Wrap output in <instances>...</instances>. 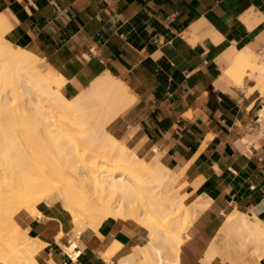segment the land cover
<instances>
[{
	"label": "crops",
	"instance_id": "1",
	"mask_svg": "<svg viewBox=\"0 0 264 264\" xmlns=\"http://www.w3.org/2000/svg\"><path fill=\"white\" fill-rule=\"evenodd\" d=\"M0 15L4 38L60 74L67 99L106 74L126 87L130 99L105 132L148 163L182 171L175 187L185 202L206 203L185 232L180 263L233 264L205 252L210 242L220 251L224 212L264 224V87L252 69L264 68V0H0ZM231 51L251 65L238 78L227 73ZM50 197L37 206L43 218L19 217L47 242L41 264H120L146 239L133 222L106 218L70 236L80 249L72 259L55 242L71 233L69 218ZM113 242L120 254L105 262Z\"/></svg>",
	"mask_w": 264,
	"mask_h": 264
},
{
	"label": "bare ground",
	"instance_id": "2",
	"mask_svg": "<svg viewBox=\"0 0 264 264\" xmlns=\"http://www.w3.org/2000/svg\"><path fill=\"white\" fill-rule=\"evenodd\" d=\"M7 29V22L0 15V159L6 161L0 163V264H41L37 256L47 242L28 236V230L21 228L15 215L24 211L32 219L41 218L37 206L52 195L59 200V208L68 215L76 235L85 227L96 230L106 218L131 220L145 230L146 242L128 248L120 264H181L179 253L185 241L181 234H185L206 203L197 200L185 203L186 195L175 187L182 171L176 173L158 161L149 166L147 159L128 153L115 137L105 132V125L117 117L130 99L126 87L106 74L67 99L61 92L65 83L61 75L49 68L41 71L35 54L4 38ZM227 60L230 62L227 73L234 78L251 67L247 57L236 51H231ZM252 69L257 75V86L264 87V68ZM89 100L100 104L101 114H97L95 121L100 134L94 133L95 129L88 124L81 125L82 121L70 120ZM26 106L30 107V113L37 114L30 121L36 120L48 139L58 140L51 139L55 163H28V169L24 163L18 165L11 160L7 138L18 122L13 119H22L28 111ZM81 141L85 148H79V154ZM80 158L83 161L72 163ZM16 165L24 166L18 168L23 180L19 175L15 178ZM225 213L219 235L238 239L243 255L250 253L258 259L264 256V224L256 216L235 208ZM63 236L60 231L55 242L65 255L74 259L80 249L70 236L64 244ZM245 240L251 244L246 245ZM207 248L206 259L220 256L214 242ZM120 249L121 245L113 242L101 256L108 262L120 254Z\"/></svg>",
	"mask_w": 264,
	"mask_h": 264
},
{
	"label": "rangeland",
	"instance_id": "3",
	"mask_svg": "<svg viewBox=\"0 0 264 264\" xmlns=\"http://www.w3.org/2000/svg\"><path fill=\"white\" fill-rule=\"evenodd\" d=\"M24 48H27V47H24ZM257 56H259L258 54H256ZM39 57V61L37 62V66L38 68L41 70V71H45L47 68H46V65L44 64V61H43V58L38 55ZM96 100V99H95ZM21 103H22V100L20 99L19 100ZM19 102V103H20ZM88 103V104H87ZM87 103H85L84 107L81 109V111H78L77 114L73 117H71V121H73L74 119L78 120V122L80 123V121H82L81 125L83 124H88L89 126H92V128H94V133H99L100 134V131L98 130L97 128V124L95 123L96 121V116L97 114H101V110H100V104L99 103H96L94 100H89ZM23 104V103H22ZM24 107L25 109H27L28 111L27 112H24V117L21 119V118H15L13 119L14 121H18L16 122V124H14L13 126V129L14 131H10V135L9 137L7 138V144H9L10 148H11V153H14L12 155L9 154L11 160L13 161V163H17L18 165L19 164H23L24 163V166L25 167H28L29 169V166L28 163H55L54 160L56 159L54 157V155H52L54 152L52 150L53 149V141L57 142L58 140L54 137H52L51 139H48V137H46L42 132H41V127L38 126V124L36 123V120L35 121H30V119H32L33 115L34 117L37 115L35 112L33 113H30L31 111L29 110L30 107ZM100 110V112H99ZM32 117V118H31ZM75 117V118H74ZM30 118V119H29ZM37 118V116L35 117V119ZM73 118V119H72ZM21 119V120H20ZM34 119V118H33ZM20 122V123H19ZM74 123H76L75 121H73ZM111 122V121H110ZM109 122V123H110ZM22 126H21V125ZM32 124V125H31ZM107 125V124H106ZM105 125V127H106ZM84 126H87V125H84ZM104 127V128H105ZM18 130V131H17ZM106 130V129H105ZM12 136V137H11ZM24 137V138H23ZM0 138H2V135H0ZM47 138V139H45ZM1 140V139H0ZM52 142V143H51ZM64 143V142H63ZM14 144V146H13ZM52 146H50V145ZM81 146L78 147V149L82 147V150L83 148H85V143L83 141H81ZM13 148H12V146ZM49 145V146H48ZM51 147V148H50ZM21 150H20V149ZM80 149H79V154H81L80 152ZM48 150V151H47ZM52 151V152H51ZM55 151V150H54ZM69 151H72V150H69ZM128 153H130L128 150H126ZM22 152V153H21ZM25 152V154H24ZM50 152V153H48ZM44 153V154H43ZM132 154V153H130ZM26 156V157H22V156ZM35 155V156H34ZM40 155V156H39ZM47 155V156H46ZM51 157H50V156ZM133 155V154H132ZM29 156V157H28ZM38 156H39V159H38ZM44 156V157H43ZM46 156V157H45ZM50 158H49V157ZM14 157V159H12ZM42 157V158H41ZM54 157V158H53ZM140 158V157H139ZM36 159H38L37 161H35ZM47 159V160H46ZM84 158H80L79 160H76V161H73L72 163H80L81 160L83 161ZM142 159V158H141ZM26 160V161H24ZM30 160V161H29ZM33 160V162H32ZM40 160V161H39ZM0 163H6V161H2L0 159ZM18 161V162H16ZM80 161V162H79ZM85 161V160H84ZM7 163H12V162H7ZM84 163V162H83ZM87 163V161L85 162ZM154 163L155 161L154 160H150V162L148 163L149 166L153 167L154 166ZM111 165H116L115 163H111ZM22 166V165H20ZM20 166H17L14 167V171H15V178L18 179V177L20 176V178L22 179V176L20 175V170L18 171V168ZM22 166V167H24ZM79 166V165H78ZM81 166V165H80ZM80 166L78 168H80ZM20 169V168H19ZM22 169V168H21ZM23 170H25V168L22 169V172ZM18 171V172H17ZM26 172V170H25ZM23 172V173H25ZM19 175V176H18ZM28 176V175H27ZM24 179L27 178V177H23ZM23 180V179H22ZM53 197L57 200V202L59 203V200L57 199V197L55 195H53ZM55 202V203H52L51 205L49 206H55V208L61 210L59 208V204ZM186 203V202H185ZM41 207V206H40ZM62 211V210H61ZM65 214V213H64ZM24 215H28L27 213H25L24 211L22 212H19V214H16L15 215V220L19 223V217L20 216H24ZM66 218L68 219V215L65 214ZM43 218V215L42 217ZM41 218H36V219H41ZM195 219V218H194ZM192 220V218H191ZM129 220L128 222L133 224L134 226L139 227V225L137 226V224L133 221ZM194 220H192L191 222H193ZM133 222V223H132ZM190 222V223H191ZM189 223V224H190ZM136 224V225H135ZM70 225V229H71V233L67 236H63L62 239H66L67 237L69 236H72L74 238L78 237L79 235H76V233L74 231H72V228L73 226L71 225V223H69ZM22 228V227H21ZM86 229H90L88 227H85L84 230ZM28 230V229H27ZM145 231V230H144ZM219 233V231H218ZM218 233L216 235V237H218ZM27 234H28V231H27ZM147 234V233H146ZM183 237L185 234H181ZM29 236V235H28ZM31 238H36V237H31ZM147 240V235H146V239H145V242ZM246 241V245H250L251 242H248V240H245ZM227 242L229 243V245H227ZM240 242L238 239H235V237H230V236H222L221 237V247H220V251H219V254L222 258H226L228 261L232 262L233 264H247V263H251L254 259H256L252 254H245L243 255L242 254V250H240ZM159 245L163 246L162 245V242H159ZM250 247V246H249ZM218 248V247H217ZM62 249V247H61ZM239 259V260H238ZM238 260V261H237ZM237 261V262H236Z\"/></svg>",
	"mask_w": 264,
	"mask_h": 264
}]
</instances>
